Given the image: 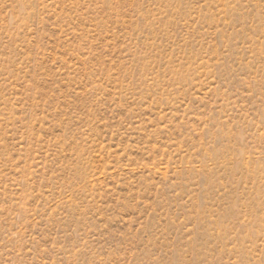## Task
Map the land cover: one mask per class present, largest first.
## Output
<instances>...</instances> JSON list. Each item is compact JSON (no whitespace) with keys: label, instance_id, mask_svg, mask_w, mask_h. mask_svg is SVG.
Instances as JSON below:
<instances>
[{"label":"rangeland","instance_id":"1","mask_svg":"<svg viewBox=\"0 0 264 264\" xmlns=\"http://www.w3.org/2000/svg\"><path fill=\"white\" fill-rule=\"evenodd\" d=\"M0 264H264V0H0Z\"/></svg>","mask_w":264,"mask_h":264}]
</instances>
